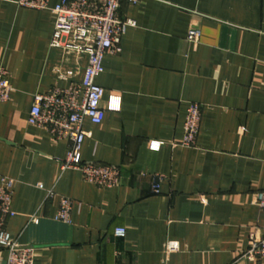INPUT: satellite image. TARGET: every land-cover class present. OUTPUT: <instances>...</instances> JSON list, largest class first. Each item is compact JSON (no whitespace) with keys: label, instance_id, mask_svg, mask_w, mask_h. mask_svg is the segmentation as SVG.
Wrapping results in <instances>:
<instances>
[{"label":"crops","instance_id":"1","mask_svg":"<svg viewBox=\"0 0 264 264\" xmlns=\"http://www.w3.org/2000/svg\"><path fill=\"white\" fill-rule=\"evenodd\" d=\"M18 1L0 0V65L13 87L0 103V180L15 183L7 231L35 248L36 264H264L243 258L251 233L264 234V0L122 4L135 25L104 59L108 111L100 125L85 121L82 147L85 163L121 170L113 188L62 171L70 143L29 125L35 95L70 85L57 71L80 81L87 57L51 49L56 15ZM190 103L203 116L185 148ZM62 198L73 204L69 222L56 220Z\"/></svg>","mask_w":264,"mask_h":264},{"label":"built area","instance_id":"2","mask_svg":"<svg viewBox=\"0 0 264 264\" xmlns=\"http://www.w3.org/2000/svg\"><path fill=\"white\" fill-rule=\"evenodd\" d=\"M51 0H19L21 8L37 11L52 10L56 22L50 42L51 49L66 53H74L87 57V64L80 81L75 80L73 71H57L58 78L70 81L67 88L55 86L45 94L34 97V105L29 113L30 126L46 130L57 140L70 143L67 158L62 161V171H79L85 182L105 188L119 187L122 183L121 170L106 165H94L82 160V147L89 135L84 130L86 120L93 125L103 123L107 109L103 106L106 94L98 83V78L104 73V59L108 55L121 52V41L129 27L135 25L130 19L120 16L124 2L138 4L140 0H60L53 9ZM201 32L192 29L188 41L198 44ZM13 87L11 75L0 65V103L11 100ZM110 111L117 112L120 105L114 103ZM203 116V106L190 103L187 109L184 125L182 146L194 148L200 133ZM160 142H152L150 148L159 150ZM43 188L42 185L39 186ZM15 183L9 178L0 180V250L6 251L7 258L0 259V264H36V250L23 247L13 239L7 231V222L16 213L13 210ZM153 192L160 193L159 184H155ZM48 196H54L53 191ZM264 208V194L260 196ZM73 204L67 198H62L56 220L69 222ZM118 238L126 237V229L115 231ZM176 245H170L169 251H175ZM243 258L264 262V234L258 229L251 233L248 250Z\"/></svg>","mask_w":264,"mask_h":264}]
</instances>
